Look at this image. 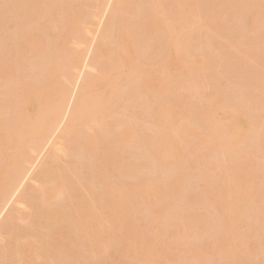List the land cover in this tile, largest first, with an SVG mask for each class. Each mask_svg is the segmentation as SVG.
Returning a JSON list of instances; mask_svg holds the SVG:
<instances>
[{
  "label": "bare ground",
  "instance_id": "6f19581e",
  "mask_svg": "<svg viewBox=\"0 0 264 264\" xmlns=\"http://www.w3.org/2000/svg\"><path fill=\"white\" fill-rule=\"evenodd\" d=\"M167 2V0H0V49H2L0 53L5 52L0 56V264H98L102 260L98 261L97 258L103 255L107 256L109 262H114L113 264H117L115 262L122 264L128 257L132 260L128 259L130 264H153L156 262H153L150 256L154 250H150V253L149 250L143 251L141 247L152 241L156 229H151H154V226L160 228L157 231L161 232L157 235L169 239L163 243L165 240L162 242L163 239L157 236L156 239L159 237L160 242L158 239L154 242L160 246L166 244L165 250L162 251L167 253L165 257L169 256L168 264H176L174 259L179 256H175V251L185 253L186 249L188 253L186 255L189 257L182 254L179 257L181 259L183 257L182 263L189 264L184 261L188 262L191 256L190 260L197 264L198 259L202 260L200 257L203 251L200 252V249H203L204 245L191 249L194 243L192 239L198 240L200 235L205 234L208 239L211 235L209 232L214 236L213 232L219 233L220 225L224 224V221L225 225L230 227L227 231L223 225L222 233L220 232L219 236L216 233L215 237L218 238L214 239L219 245L212 247L214 240L206 241L209 242L206 243L208 249L210 247L213 252L214 247L219 248L222 245L221 252L227 251L225 255L223 253L224 258L230 257V253L235 254L234 251L242 245L247 248L245 243L247 241L249 246L248 241L253 239L254 233L262 230L261 234H264V226H259L264 221V212L261 216L258 212L262 207L261 212L264 210V205L260 204L261 208H257L259 202L264 201L261 192L260 198L256 197L258 192L256 198L251 196L261 199L257 200L256 206L253 205L257 208V218L251 217L253 219L251 223L240 215L247 211L245 205L249 201L245 202V196L248 195L249 199L250 194L255 195L254 184L253 188L248 186L255 183L252 180L254 176L246 175L253 182L250 179L249 182L243 179L247 181L248 188L246 183H243L245 185L243 187L242 168L235 167L234 170L231 164L234 176L230 174L231 178L229 175L225 177L226 174L223 176L224 173H221V159L219 160L227 154L234 159L233 162L238 163L241 158V161H247L250 151L247 150L246 154V149L244 152L243 148L239 149V132L243 133L241 138H245L250 130L248 133H251L250 137H253L252 132L254 135L260 133L255 132L259 128L258 124L255 125L257 127L255 129L253 124L248 125L250 121L248 123L246 121L248 118L256 119L250 117L254 109L251 107L253 111L246 109L245 111L243 107L239 110V105L251 98L254 99L252 94L255 92L264 93V70L263 73H256L255 69L252 70L250 62L253 60V65L257 64L256 67L262 65L260 68L264 69V56L261 55L264 51L260 52L261 56L258 52L251 58L253 55L251 52L255 51L251 50L249 53L246 49L250 42L247 45L246 40L242 42L245 49H241V39L238 42V35L243 34L240 27L243 24L245 29L250 28L249 30L258 27L261 13H264V0H222L221 4L220 0H174L171 4ZM226 3L232 7L230 9L227 5L231 10V13L228 12L231 16L228 14L230 18L224 21L221 15L225 13L223 9ZM88 8L89 10L93 8V12L87 11ZM254 11L256 14L253 18L250 13ZM242 19L245 21L239 25ZM12 23L16 27L15 32L12 31L13 35L9 30ZM191 23H197L193 24V28L196 29L195 26L198 28L192 30ZM7 27L9 28L6 29ZM4 30H8L10 35L7 34L8 31L5 32L7 35H1ZM203 34L209 41H206V44L205 38L202 41L200 39L202 36L199 37ZM218 36H222L226 48L231 49L230 52L226 49L228 51L225 54L222 51L219 63L224 72L225 69L228 71L225 72L229 73L228 79L230 74L234 77L232 81L228 80L231 81L229 84L231 89H228L226 84L225 87L229 91L226 90L223 94H231L232 97L233 93V98L231 100L229 95L227 97L222 95L223 98L220 101L218 98L216 102L215 99L221 96L216 93L219 89L216 91L213 89L218 87L213 86L217 85V78L213 76V80L216 81L214 80L210 89L218 94L215 102H212L214 105L210 104L209 109H204L203 100L197 101L194 98L195 93H192L185 98L187 104L184 100L182 102L188 105L186 108L188 110L184 109L189 112V116L177 121V113L174 110L178 102L171 98L174 88L179 87L183 90L185 88L186 92L194 88L192 90H196L197 99L201 96L205 99L203 93L210 96V92L206 93L209 87H205L211 84L205 82L208 77L203 76L206 74L204 69L208 65H205L208 60L202 63V59L205 61V58H209L203 53L208 46L217 48L219 42L216 41L220 39ZM259 39L264 43L261 35ZM225 44L222 47H225ZM254 48L258 46L254 45ZM199 56L202 59L198 61L205 66L202 67L203 70L200 62L198 65L196 60ZM173 61L175 64L176 61L184 64L186 70L184 68L182 71L185 73L179 71L177 74L178 70L175 72L170 65ZM184 66L182 65V68ZM209 70L207 74L210 76ZM251 70L254 72L253 75L257 76L252 77L253 80L250 78L252 75L249 78L245 77L248 73L251 74ZM223 71L220 70L219 74ZM225 73L223 75L226 76ZM221 77L220 74L219 78ZM202 85L206 86L203 88ZM199 89L207 91L200 93ZM234 92L243 98L245 96V100L239 94H236L237 99L234 100ZM261 96H256V99ZM207 97L211 103L213 99ZM178 99L181 100L180 97ZM192 100L202 102L200 104L202 108L197 104L192 105ZM254 101L259 103L255 106L264 108L259 102L260 98ZM247 104V109H250L248 108L250 103ZM211 106L218 108L212 109ZM261 108L255 107V110H264ZM244 111L246 113L251 111L249 117ZM197 124L202 125V128H194ZM261 127L263 130L262 125ZM259 138L254 139L260 145L255 144L256 149L251 150L249 164L252 158L254 160L257 146L264 145V137L261 140ZM252 143L254 144V141ZM198 147L202 148L198 150ZM136 151H140L139 157L136 156L137 153L134 155ZM182 151L194 157L190 160L185 156L189 159V162L185 159L186 165L179 163L184 157L181 156ZM243 154L246 155L245 159ZM222 159L230 162L227 157ZM257 160H254V163ZM187 162L199 170L200 179L197 174L196 179L200 181L198 182L203 189L205 188L203 193L202 187L200 188L202 191L198 190L200 193L197 192L198 187L192 184L196 190L190 192L189 188L188 193L182 192L188 190L186 186L182 187L183 183L186 185L189 178H194L192 174H189V177L187 173L191 167ZM249 164L251 168L252 163ZM233 165L235 166V163ZM224 167L226 168L225 165ZM256 167L258 168L257 165ZM80 168L86 169L83 170L84 174L88 170L85 176L79 175ZM240 171L242 173H239ZM252 171L250 174L252 172L256 175L254 180L258 179V176L261 180L264 178L263 173L260 175L258 170L256 172L259 174H254V168ZM228 172L231 173L230 170ZM243 176L245 177V172ZM234 194L237 195L233 198ZM255 199L252 202H257ZM204 203L212 204L217 216L210 214L209 210L208 213L212 217L215 215L213 218L199 216L195 207L198 208V204L202 206L200 204ZM241 203H246L241 206L246 209L245 211L240 207ZM204 207H201V212H206V209H202ZM241 209L243 212L239 211ZM220 220L223 221L222 224ZM198 222H201L200 225L204 222L205 225L199 229ZM237 226L244 230L249 227L247 231L250 233L252 229L254 233L245 235V238L242 229L238 234ZM202 227L204 232H201L204 234L197 230H202ZM140 228L146 231L140 230L141 232L151 236L150 239L146 238L148 241L145 235L142 236L138 231ZM173 228L177 230L174 231ZM137 231L141 236L135 234ZM114 234L119 236L122 243H118L119 240L114 237L119 246L113 248ZM257 237H254L257 241L251 240V244L253 242L258 244L259 240L263 242V237L259 240ZM187 241L193 242L192 245L189 246ZM196 244L194 243V247H197ZM158 245L156 247L159 248ZM116 247L120 254L124 251L125 255L122 253L119 257ZM180 247L186 249L182 251L178 249ZM187 247H190V250ZM255 247L252 248L257 249ZM260 247L254 252H259ZM188 250H192V255ZM203 250L208 256L209 250L205 251V248ZM162 251L160 253H163ZM246 251L247 249L243 252ZM236 252L238 254V251ZM251 252L249 250L248 253ZM262 253L261 256L255 255L261 259L255 260L254 264L264 262ZM243 255L239 257L246 256ZM239 257L238 259L235 257L234 260L230 258L233 260L230 263L235 264ZM123 258L126 259L122 261ZM185 258L187 259L184 260ZM243 260L238 263L250 262L249 259L248 262Z\"/></svg>",
  "mask_w": 264,
  "mask_h": 264
},
{
  "label": "rangeland",
  "instance_id": "374dc122",
  "mask_svg": "<svg viewBox=\"0 0 264 264\" xmlns=\"http://www.w3.org/2000/svg\"><path fill=\"white\" fill-rule=\"evenodd\" d=\"M167 1L169 2V0H167ZM168 2H167V3H168ZM172 2H174V0H173ZM172 2L170 1L169 3L171 4ZM169 3H168V4H169ZM221 3H222V0H220V4H221ZM227 5L230 7V9H231V7H232V5L227 4V3H226V5H224L223 12H225V13H224L223 15H221V19L224 20V21H226L227 18L229 19L230 16H231V15L229 14V13H231V12H230L231 10L229 9V7H228ZM93 10H94L93 8H92V10H89V8L87 9V11H92V12H93ZM261 10H262V9H261ZM262 11H263V10H262ZM262 11H261V12H262ZM107 12H109V11H107ZM223 12H222V13H223ZM228 12H229V13H228ZM107 14H108V13H106V16H108ZM228 14H229L230 16H229ZM255 14H256L255 11H254V12H251V13H250V16H252V17L254 18L253 15H255ZM261 14H262V16L260 17V21H262V22L260 23V21H259V23L257 24L258 27H257V26L255 27V28H257L258 30L255 29V28H252L251 30H249L250 28H248V29L246 28V29H245V25H244V24H243L244 26L242 25V23H244L243 21H245V20H243V19H242V22H241V20L239 21V22H241V23H238L239 25L241 24V25L243 26V27L240 26V27L242 28V33H243V34H242V35H241V34L238 35V36H239V37H238V38H239V39H238V42H239L240 39H241L240 44H241L242 42H246V41H247V42H246V45H247L248 42H250L251 45L248 44L249 46H247L246 49L248 50L249 53H250L251 50L255 51V53L251 52V54H253V55L251 56V58L254 57V55H257L258 52H259V55H260V52H263V51H264V49H263L264 46L262 45L263 41H260V39H259V38H260V35H261V38L264 40V38H263V37H264V36H263V35H264V26H263V25H264V21H263V20H264V19H263V18H264V13H261ZM106 16H105V17H106ZM228 16H229V17H228ZM223 17H224V18H223ZM45 20H46V19H45ZM236 20L238 21V19H236ZM46 22H47V21H46ZM46 22H44V23H46ZM49 23H50V22H49ZM12 24H13V23H12ZM12 24H11V26H13V29H11V26H10V25H9L10 28H9V27L6 28V29L9 28V30H11V33H10L8 30H6V31L4 30V31L1 33V35H3V34L5 35V34L7 33V31H8V33H7L8 35H10V34L13 35V32H15V31H14V28H16V27H14L15 24H13V25H12ZM47 24H48V23H47ZM193 24H194V25H197V23H193ZM193 24L191 23V26H190V27L192 28V30L195 29V28H193V26H194ZM42 25H43V21H42ZM44 26H45V24H44ZM261 26H262V27H261ZM195 27H196V29L198 28L197 26H195ZM191 28H190V29H191ZM259 28H260V30H259ZM43 29H44V28H43ZM196 29H195V30H196ZM195 30H194V31H195ZM243 30H245V31H243ZM248 30H249V32H248ZM12 31H13V32H12ZM5 32H6V33H5ZM55 32H56V31H55ZM207 32H209V31H207ZM256 32H257V33H256ZM260 32H261V33H260ZM9 33H10V34H9ZM204 33H205V32H204ZM244 33H245V34H244ZM258 33H259V35H258ZM262 33H263V35H262ZM7 34H6V35H7ZM206 34H207V33H206ZM256 34H257V36H256ZM244 35H245L246 37H245ZM201 36H202V37H201ZM203 36H205V34L199 36V37H201V38H200L201 40H202V39L204 40V38L206 37V36H205V37H203ZM262 36H263V37H262ZM218 37H219L220 39H219V41H216L217 43L219 42L218 45H217V48L213 49V48H211V46H208L207 50L210 51V52H205V51H207V50H205V51L203 52V53L205 54V57H206V55L209 56L208 59L204 57V58L206 59V60L204 61V59H202L203 55H202V57L199 56L200 58H199V57H196V58H197V59H196L197 61H198V60L201 61V59H202V63H205V62H207V60H208V63H206L205 65L208 64L206 67H208L210 70H209L208 68L206 69V67L204 66V67H205L204 71L206 70L205 72H206V74H207V73H208V70H209V71H210V76H209V74L206 75L205 73H204L205 75L203 74V76H207V77H208L207 79L205 78V79L208 80V81H206L205 79H204V80H205V82H207L208 84H211V85L206 86V85H207V83H206V85H204V86H206L205 88L209 87V88H207L208 91H207L206 89H205V90L203 89L204 91H203V90H200L202 87L199 89V91H200V93L205 92V91H207L206 93L210 92V93H209L210 96H208V94L205 95V93H203V96H205V97H204L205 99H206V97L208 96L207 98H210V99H213V100L211 101V103H210V100H209V99H206V100H207V101H206L205 99L202 98V96H201L202 94L200 95L201 97H200L199 99H197V98H196V90H194V91L192 90V89H194V88H191V90H189V91L187 90V92H186L185 88H184L185 92H184V90H183L182 88H179V87L176 88V89L174 88V92H173L174 94L171 95V96H172L171 98H173L174 102H175V101L178 102V104H177V108L175 107L176 109L174 110V112L176 111V113L178 114V115L176 114V120L178 119L177 121L181 120L182 117H183V118H187V117L189 116V115H188L189 112L186 111V110H188V109H186V108H188V105H185L184 103L187 102V101L185 100V98H186L187 96H188V97L191 96L192 93H195V97H194V98H195L197 101L201 99V100H203L202 102H204V103H202V102L199 101L200 103H197V101H194V102H195V103H194V102H193L194 98H193V100L191 101L192 105H196V104H197V106H201L200 104L202 103L204 109H209L210 104H212V102H215V100H216V102H217L218 98H220V99H219V101H220L221 98H223L222 95L226 93V90L231 89V88L229 87V84H230V82L232 81V78H234V77H233V75H232V77H231V74H230V75H229V79H228V74H229V73H228V74L225 73V72H228V71H226V69H225V72H224V71H223L224 69L222 70V68H221V64L219 63V62H220L219 60H221L220 58H222V55H223L222 53H223V52H224V54L227 53L228 50H226V49H229V48H226L227 46H226V44H225L224 39H221L222 36H221V37L218 36ZM218 37H217V40H218ZM241 37H242V38H241ZM206 38H207V37H206ZM206 38H205V40H204V41H205V44H206V41H208V40H206ZM222 38H223V37H222ZM207 39H208V38H207ZM243 39H244V40H243ZM257 39H259V40H257ZM262 39H261V40H262ZM203 40H202V41H203ZM222 40H223V41H222ZM245 40H246V41H245ZM249 40H252V41H249ZM220 41H221V42H220ZM258 41H259V43H260V42H261V43H260V44L256 43V42H258ZM208 42H209V41H208ZM251 42H252V43H251ZM220 43H221V45H220ZM222 43L225 44V45H224L225 47H222V46H223ZM254 43H255V44H254ZM256 44H258V45H256ZM263 44H264V43H263ZM208 45H209V44H208ZM254 45H255V47L258 46V48L255 49V48H254ZM259 45H260V46H259ZM71 46H73V45L71 44ZM206 46H207V45H206ZM219 46H220V47H219ZM240 46H241L240 48L242 49V48H243L242 46H244V45L241 44ZM252 46H253V47H252ZM261 46H263V47H261ZM218 47H219L220 49H218ZM210 48H211L212 50H214V51H212ZM222 48H224L225 50H223ZM252 48H253V49H252ZM259 48H261V49H259ZM205 49H206V48H205ZM243 49H245V47H244ZM262 49H263V50H262ZM0 50H2V49H0ZM203 50H204V49H203ZM203 50H202V51H203ZM230 50H231V49H229V52H230ZM257 50H258V51H257ZM260 50H262V51H260ZM222 51H223V52H222ZM0 52H1V51H0ZM3 52H4V50L2 51V53H3ZM199 52H200V51H199ZM218 52H219V53H218ZM197 53H198V52H197ZM201 53H202V52H201ZM216 53H218V54H216ZM220 53H221V54H220ZM4 54H5V52H4ZM4 54H1V53H0V56H1V55H4ZM199 54H200V53H199ZM211 54H212V56H211ZM213 54H214L215 56H217V57L215 58V56H214ZM251 54H249V55H251ZM263 54H264V52L261 53L262 56H264ZM218 55H220V57H219ZM261 55H260V56H261ZM210 56H211V57H210ZM213 56H214V58H213ZM218 57H219V58H218ZM210 58H211L212 60H209ZM249 58H250V57H249ZM251 58H250V60H251ZM214 59H215L216 61H215ZM248 60H249V59H248ZM200 61H198V65H199V62H200ZM250 62H252V64L250 63V64L253 66V68H252V66H250V67L252 68V70L255 69V72H256V73H263L262 70H264V69H261V68H262V67H261L262 65H259V64H258L259 66L256 67L257 64H256V65H253V64H254V63H253V60H251ZM257 62L259 63V61H257ZM257 62H256V63H257ZM218 63H219V64H218ZM173 64H174V65H173ZM170 65H171L172 69L175 70V72L178 70L177 74H179V71H182V70L185 68L184 64H182V63L179 64L177 61H176V64H175L174 61H173V63L170 62ZM172 65H173V66H172ZM182 65L184 66L183 68H182ZM200 65H202V66H201V69H202L203 64H201V62H200ZM254 66H255L256 68H255ZM173 67H174L175 69H174ZM204 67H203V68H204ZM260 67H261V68H260ZM218 68H219V69H218ZM185 70H186V68H185ZM202 70H203V69H202ZM211 70L213 71V73H212ZM220 70L223 71V73H222V72L220 73L221 76H222L221 78H219V77H220V74H219ZM252 70H251V74L248 73L249 76H248V74H247L246 76H245V75H244V76L247 77V78H249L250 75H252L250 78H251V79H252V77L255 78L256 74H255V76H254V75H253L254 72H253ZM258 70L261 71V72H258ZM89 71H90V70H89ZM204 71H203V72H204ZM217 71H218V72H217ZM86 72H88V71H86ZM90 72H91V71H90ZM90 72H89V73H90ZM182 72H183V71H182ZM201 72H202V71H201ZM203 72H202V73H203ZM252 72H253V73H252ZM183 73H185V72H183ZM202 73H201V74H202ZM217 73L219 74L218 76H216ZM224 73L226 74V76L223 75ZM86 74H87V73H86ZM180 74H181V76H182V73H181V72H180ZM213 74H214V75H213ZM183 75H184V74H183ZM31 76H32V75H31ZM213 76L217 78V79H216L217 81L214 79V80L217 82V85H216V84H215V85L212 84V83L214 82V80H213L214 77H213ZM244 76H243V77H244ZM226 77H227V78H226ZM230 77H231V78H230ZM256 77H257V76H256ZM29 78H30V76H29ZM202 78H204V77H202ZM201 80H203V79H201ZM204 80H203V81H204ZM218 80H219L220 82H219ZM228 80H231V81L229 82ZM252 80H253V79H252ZM209 81H210V82H209ZM205 82H204V83H205ZM228 82H229V83H228ZM204 83L201 82V84H204ZM218 83H219V84H218ZM1 84H2V83H1ZM226 84H227L226 87H227V88L229 87L228 89L225 87ZM212 85H213V86H218V87H213V89H215V91H216V89H217V90L219 89L220 92H219V90H218L216 93H219V95H220L221 97H217V99H215L216 96H217L218 94L213 93L214 91H213L212 89H210V88L212 87ZM219 85H220L221 88L219 87ZM178 86H180V85H178ZM202 86H203V85H202ZM204 86H203V88H204ZM210 86H211V87H210ZM0 87H1V86H0ZM180 87H182V86H180ZM225 88H226V89H225ZM187 89H190V88H187ZM209 89H210V91H209ZM221 90H222V91H221ZM223 90H224V91H223ZM212 91H213V92H212ZM228 91H229V90H228ZM211 92H212V93H211ZM221 92H222V94H221ZM253 92H254V91H253ZM179 93H181V94H179ZM227 93H229V92H227ZM255 93H256V92H255ZM255 93L252 94L253 96L251 95L252 97H254V99L250 97L251 99L249 98L250 100H248V98H247L246 100H248V101L243 102L242 105H239V106H240L239 110H241V108H243V107H245L244 110L246 109L247 111H248V110H252V111H253V109H254L255 113H254V111H253L252 113H251V111H249V113H251V116H250L251 118H252V117H256V119H253V118H252V120H256V121L249 120V118H248V120H246V121H247V123H248V121H250L251 123L249 122L248 125H249V124H253L254 126H253V125H252V126H253L255 129H256L257 127H259L258 130L256 129V131H255V130H254V131H255V132L260 131V133H261V131L264 132V129L261 130V128H262L261 125H262L263 128H264V125H263V124H264V110L260 111V110H257V109H256V110H257V112H256L255 107H256V108H258V107H262V108H263V106H258V107L255 106V105H257L258 102H255L254 100H258V99L260 98V101H259V102L261 103V105H264V100L262 101V99H261V97L264 95V93H261V92H258V93H256V94H255ZM175 94H176V95H175ZM178 94H179V95H178ZM182 94H183V95H182ZM189 94H190V95H189ZM211 94H212V95L215 94L214 97H213ZM234 94H235V92H234ZM236 94L238 95L239 93L236 92ZM236 94H235V98H234V100L237 99V98H236ZM185 95H186V96H185ZM228 95H229V94H228ZM228 95L226 94V95H223V96L227 97ZM230 95H231V94H230ZM230 95H229L228 97H230ZM261 95H262V96H261ZM174 96H176V97L174 98ZM184 96H185V97H184ZM198 96H199V95H198ZM211 96H212V98H211ZM239 96H240V94H239ZM239 96H237V97H239ZM256 96H261V97H258V99H256V98H257ZM179 97L181 98L182 101H181L180 99H178ZM240 97H242V96H240ZM240 97H239L238 99H240ZM171 98H170V99H171ZM231 98H233V93H232V97H230V99H231ZM242 98H243V97H242ZM244 98H245V96H244ZM244 98H243V99H244ZM262 98H264V96H263ZM214 99H215V100H214ZM252 99H253V100H252ZM178 100H179V101H178ZM183 100H184V103H182ZM231 100H232V99H231ZM244 100H245V99H244ZM185 101H186V102H185ZM219 101H218V102H219ZM236 101H238V100H236ZM251 101H252V102H251ZM233 102H235V101H233ZM239 102H242V101H239ZM235 103H237V102H235ZM247 103H250V104H249L250 106H248V108L250 107V109H247V105H248ZM255 103H256V104H255ZM179 104H180V105H179ZM186 104H187V103H186ZM216 104H217V103H216ZM216 104H215V105H216ZM240 104H241V103H240ZM244 104H245V105H244ZM258 104H259V103H258ZM184 105H185V106H184ZM212 105H214V103H213ZM204 106H205V107H204ZM241 106H242V107H241ZM251 107H252L253 109H251ZM184 108H185L186 110H185ZM200 108H202V106H201ZM211 108H212V106H211ZM211 108H210V109H211ZM214 108L217 109L218 107H217V106H214L212 109H214ZM262 108H261V109H262ZM263 109H264V108H263ZM246 110H245V111H246ZM185 111H186V112H185ZM242 111H243V110H242ZM245 111H244V112H245ZM137 112H138V111H137ZM244 112H243V113H244ZM183 113H184L185 115H184ZM240 113H241V111H240ZM249 113H246V112H245L246 115H248ZM256 113H258L259 116H258ZM190 114H191V113H190ZM260 114H262V115H260ZM138 115H139V113H138ZM249 115H250V114H249ZM249 115H248L247 117H249ZM177 116H178V117H177ZM186 116H187V117H186ZM242 116H244V114H242ZM261 116H262V117H261ZM244 117H245V116H244ZM246 119H247V118H246ZM182 120H183V119H182ZM247 123H246V124H247ZM257 124H258V126L256 127L255 125H257ZM196 126H197V127H196ZM200 126H201V127H200ZM200 126H199V124H197V125H195V127H194V126H192V127H194V128H200V129H201V128H202V125H200ZM250 126H251V125H250ZM260 127H261V128H260ZM200 129H199V130H200ZM248 129H250V128H248ZM259 129H260V130H259ZM249 132H251V130H250ZM249 132H248V133H249ZM248 133H247V136H245V138H241V137H242V134H243L242 132H239V135H238V137H239V139H238V144L240 143V144H239V145H240V146H239V147H240L239 149H242V148H243L242 151L246 149V150H245V153L247 152V150L250 151V153H251V150H252V149H256L255 144H256V145H260V143L258 144L256 140H258L259 136H260V138H259L260 140H261L262 137H264V136H262V135H264V133H263V134L261 133L262 135H260V133L258 134V132H257V133H255L256 135H254L253 132H252V136H253V137H250V134H251V133H250V134H248ZM257 135H258V137H257ZM240 136H241V137H240ZM261 136H262V137H261ZM251 138H253V139H251ZM256 138H257V139H256ZM240 139H241V140H240ZM249 139H251V141H250ZM254 139H256V140H254ZM260 140H259V141H260ZM246 141H247V142H246ZM252 141H254V144L252 143ZM241 142H242V143L245 142V143L242 145ZM249 145H250V146H249ZM251 145H253V146L251 147ZM248 146L251 147V148H249ZM246 147H247V148H246ZM258 147L260 148L259 150H258ZM263 147H264V145L262 146V144H261V147H260V146H257V150H258V151L256 150L257 154H256V152H254L255 150L253 151V152L255 153V155H254V160H257V159H258L259 161L257 160V161H255V163H254V160H253V158H252L253 156L251 157V158H252V159H251V163H252L251 168H252V169L248 166V164H249V162H250V158H249V157L251 156L249 152H248L249 155H247L248 157L246 158L247 161H246V160L241 161V160H242L241 157H240V158H241L240 160L238 159L241 163L243 162L242 164L239 163V161H238V163L235 162V161L233 162L234 159L231 158V157H229L227 154L224 155V157L222 156V158H225V159H226V157H227V159L229 158L228 161H230V162H229L230 164H229L226 160H224V159H222V158L220 157V158H219V160L221 159L220 166L223 167V168L221 167V170H222L221 173H222V174L224 173L223 176H225V174H226L225 177H227L228 175L230 176V174H233L234 172H232V167H234V170H235V167L242 168L241 171L243 170V171H242L243 173H242L241 171H240L239 173H242V174H241V176L243 177L242 180H243V179H245V180L247 179L248 182H249V179H250V181H251V178H250L251 176H254V177L256 176V175H253V173H252V172H253V171H252L253 168H254V170H255L254 174H256V173L259 174V172H260V175H262L261 173H263V175H264V168H262V166H264V163H263V162H264V160H263V159H264V157H263V156H264V150H263L264 148H263ZM200 148H202V147H198V150H200ZM262 148H263V149H262ZM249 149H250V150H249ZM242 151H241V153H242ZM261 151H262V152H261ZM243 152H244V151H243ZM259 152H260V153H259ZM136 153H137V155H136ZM138 153H140V151H136L134 155H136L137 157H139L140 154H139V156H138ZM246 154H247V153H246ZM190 155H191V156H190ZM243 155H245V154H243ZM257 155H258V156H257ZM259 155H260V156H259ZM181 156H182V157L184 156V157H183L184 159L181 157L182 159H180V161H181V160H182V161L179 162L180 164H184V162L186 163L185 159L189 162V159H187V158H190V160H191V158L193 157L192 154H188V152H186V151H185V152L182 151ZM185 156H186L187 158H186ZM189 156H190V157H189ZM241 156H242V154H241ZM245 157H246V155L244 156V159H245ZM193 158H194V157H193ZM261 158H262V159H261ZM232 159H233V160H232ZM260 159H261L263 162H261ZM74 160H75V159H74ZM183 160H184V161H183ZM252 160H253V161H252ZM188 162H187V163H188ZM223 162H224V163H223ZM226 162H227V164H229V166H227ZM244 162H245V164H244ZM179 163H178L177 165H179ZM222 163H223V164H222ZM233 163H235V166L233 165ZM251 163H250V164H251ZM231 164H232V167H230ZM239 164H240V167H239ZM250 164H249V165H250ZM255 164L258 166V168L256 167ZM184 165H186V164H184ZM188 165H189V167L191 166L190 163H188ZM224 165L226 166V168L224 167ZM244 165H245V167H244ZM246 165H247V166H246ZM254 166H255V167H254ZM260 166H261V167H260ZM189 167H188V168H189ZM227 167H229V169H228ZM246 168H247V169H246ZM259 168H260L261 170H260ZM189 169H190V170H189ZM189 169L187 170L188 175H189V174H192L193 176H192V175H191V176L194 177L195 179H196V174H197V177L200 176V175L198 174L199 170H198L196 167L193 168V167L191 166ZM193 169H194V170H193ZM195 169H196V170H195ZM249 169H250V170H249ZM83 170L85 171L86 169H85V168H84V169H81V168H80L79 173H80V171H81V173L83 174V175H82V174L80 173V174H79L80 176H85V175L87 174V172H88V170H87V172H85L86 174H84ZM226 170H227V171H226ZM229 170L231 171V173L228 172ZM256 170H258V171L260 170V171H259V172H256ZM262 170H263V172H261ZM188 171H189L190 173H189ZM223 171H226V172H223ZM236 171H237V170H236ZM238 171H239V170H238ZM238 171H237V172H238ZM250 171H252L251 174H250ZM219 172H220V171H219ZM237 172H235L236 175H238ZM244 172H245V177L243 176ZM246 172H247V173H246ZM258 174H257V175H258ZM246 175H249L250 177H249V176L247 177ZM231 176H232V175H231ZM231 176H230V178H231ZM233 176H234V174H233ZM189 177H190V175H189ZM254 177H252V178H253L252 180L255 181V183H254L253 181H251V182H253V183H251L252 186H250V184H248V186L251 187V188H253V184H254V188H253V190H255V195H251V194H250V198H249V199H248V197H249L248 195H247L248 197L245 196L246 199H247V200L245 199V202L247 203V202L249 201V202L247 203L248 205H247L246 203H245L246 205L243 204V203L240 204V207L243 206V205H245L247 211L244 212V215H243L242 213L240 214V212H239V214L241 215V217L244 216L243 218H245L246 220H249L248 222H251V221H253V219H256V218H257V217H256V215H258V214H256L257 208H258V207H259V209L261 208L260 204H261V205H262V204L264 205V201H261V202H263V203L259 202L257 208L255 207L256 204L258 203L257 200H259V201L261 200V199H255L256 197L258 198V196H259V198H260V193H259V192L262 193L261 196H263V199H264V192H263V191H264V184H263V182H264L263 179H264V178L261 180V177L258 176V177H257L258 179L254 180V179L256 178V177H255V178H254ZM259 177H260V178H259ZM194 178H193V179H192V178H189V179L191 180V182H190V180L188 181V180L186 179V180H187V181H186V185H184L185 182L183 183V186H182V187L184 188V186H186V188H188V190L185 189L186 192H185V191H182V192H184V194L188 193L189 188H191V189H190V192H191V191L193 192V189H194V190L197 189L196 187H198L197 192H200V191H202V190H203L202 193L204 192L205 188L203 189V186H201V185L199 184L200 181L197 180V179H196V180H197V181H196V180H194ZM228 178H229V177H228ZM199 179H200V177H199ZM193 180H194V181H193ZM198 181H199V182H198ZM262 181H263V182H262ZM29 182H30V181H29ZM29 182H28V184H29ZM256 182H257V183H256ZM259 182H260L262 185H261ZM30 183H31V182H30ZM195 183H197V184H195ZM243 183H246L245 185H246V187L248 188V186H247V181L245 182V181L243 180L242 185H244ZM191 184H192V185H195L196 187H195V186H192ZM245 185H244L243 187H245ZM187 186H188V187H187ZM192 187H193V188H192ZM201 187H202V188H201ZM261 187H262V188H261ZM183 188H182V189H183ZM200 188H201L202 190H201ZM260 188H261V189H260ZM258 189H260V191H258ZM198 190H200V191H198ZM251 190H252V189H250V191H251ZM253 190H252V191H253ZM261 190H262V191H261ZM242 191H244V190H242ZM257 192H258V193H257ZM200 193H201V192H200ZM256 193L258 194L257 196H256ZM252 194H254V192H253ZM235 195H237V194L232 195V197L235 196ZM242 195H243V192H242V194H241V197L244 196V195H243V196H242ZM230 196H231V195H229L228 197L230 198ZM251 196H254V197L256 196V197L254 198V197H251ZM245 197H244V198H245ZM233 198H234V197H233ZM244 198H243V199H244ZM252 198H253V199H252ZM231 199H232V198H231ZM254 199H255V201H257V202H252V201H254ZM229 200H230V199H229ZM232 200H234V199H232ZM210 203H211V202H210ZM254 203H255V204H254ZM205 204H208V203L200 204V205H202L203 207L205 206L204 208H202L203 210L206 209L205 211H206L207 213H208V210H209L210 214H215V213H216V211L213 210V205H212V204H209V205H205ZM242 204H243V205H242ZM249 205L252 206L253 208L255 207L256 210H254L255 208L252 209V207H250ZM253 205H255V206H253ZM202 206H199V204H198V206H197L198 208L195 207V209H198V210L200 211V212H199V211L197 210L196 213L199 214V216H201V217H202V216H205V217L207 216V218H209V216L212 217V215H210L209 213H208V214H209V215H208L206 212H201V207H202ZM207 206H208V207H207ZM209 206H210V207H209ZM211 206H212V208H211ZM199 207H200V209H199ZM241 208H242L244 211L246 210V209H244V207H241ZM262 208H263V207H262ZM262 208H261V209H262ZM211 209H212L213 212L211 211ZM242 209L239 210V211L243 212ZM261 209H260V211L258 210V212H260V216H261V214L264 212V210H262V212H261ZM253 210H254V213H255V214L253 213ZM250 211H252V212H250ZM194 213H195V212H194ZM203 213H204V214H203ZM205 213H206V214H205ZM249 213H250V215H249ZM251 213H252V214H251ZM197 214H196V215H197ZM253 214H254V215H253ZM215 215L217 216V214H215ZM215 215H213V217H214ZM240 215H239V216H240ZM251 215H252V216H251ZM262 215H263V214H262ZM205 217H203V218L205 219ZM213 217H212V218H213ZM251 217H252L253 219H252ZM263 217H264V215H263ZM220 218L222 219V217H220ZM250 218H251L252 220H250ZM199 219H200V218H199ZM199 219H198V221H200ZM201 219H202V218H201ZM218 219H219V218H218ZM206 220H207V219H206ZM263 220H264V218H263ZM202 221H203V220H202ZM207 221H208V220H207ZM207 221H206V222H207ZM220 221H221V220H220ZM204 222H205V221H204ZM204 222H203V225H200L201 222H200V223L198 222V224H199V226H198L199 229L201 228L200 226H204V225H205ZM206 222H205V223H206ZM222 222H223V221H221V223H220V222H219V223L222 224ZM227 223L229 224V222H227ZM227 223H226V224H227ZM251 223H252V222H251ZM262 223H263V224H262ZM122 225H123V224H122ZM223 225L226 227L225 230H227V231L229 230L228 228L230 227V226H228V225H225V221H224V224L220 225V230H218V231H220L221 233H222L221 229L224 228ZM222 226H223V227H222ZM227 226H228V227H227ZM259 226H264V221L261 222V223L259 224ZM156 227H157V226H156ZM156 227L154 226V229H153V228H152V229L150 228L151 230H155V229H156V230L154 231V232H155L154 234L152 233L153 231H151V233H152L153 235H155V236H153L152 238H151V236L147 235L146 233H143V232H146V231H144L145 229H141V228L138 229V231H140V230L143 231V232L140 231V232L142 233V234H141V233H140V234H141L142 236H143V234H144V235H145V239H146V238L148 239V237H149V239H150V238L152 239V241L150 240L151 242H150V241L147 242V244L144 245L145 247L143 246V247H141V249L143 248V251H145V250H146V251L149 250L148 252H150V253H151L152 250H154V251H152L153 253H151V256H150V257H152V260H154L153 262H156L157 264H160V263H162V264H168V263H170V262L168 261L169 256H168V258L165 257V256L167 255V253H165V251H164V252L162 251V250H165L166 246H164V245H166V244L160 246V245H158L159 243H157V242L154 243V242H155L159 237H160L159 239H161V240L163 239L162 242L165 240L163 243H165L166 240L169 241V239H167V238H161V235H157V234H160L161 231H160V232L157 231V230L160 229V228L158 227V229H157ZM237 227H238V226H237ZM237 227H236V228H237ZM238 228H239V229H238V234H239V232H240V233L242 232V231H241L242 228H241L240 226H239ZM245 228H246V227H245ZM247 228H249V227H247ZM247 228H246L245 230L242 229L243 232H245V233H243V235H244L245 238H246L245 235H247V234H249V235L251 234V235H252V233H254V232H252V231H253L252 229L250 230L251 232L249 233V231H247ZM173 229H174V228H173ZM178 229H179V227H178ZM199 229H197L198 232H200L201 234H204V233L201 232V231L204 232L203 227H202V230L199 231ZM218 229H219V228H218ZM249 229H250V228H249ZM249 229H248V230H249ZM175 230H177V228L174 229V231H175ZM197 230H196V231H197ZM138 231H137V233H135V234H137L138 236H141V235L138 233ZM149 231H150V230H149ZM149 231H148V232H149ZM196 231H195V232H196ZM256 231H257V230H256ZM256 231H255V232H256ZM148 232H147V233H148ZM198 232H197V233H198ZM220 232H219V233H218L217 231L213 232V233H214V236L212 235L211 232H209V234H211V235L208 234V235H209L208 239H207V237H205L206 234H205V236H204V235H202V236L200 235L201 238L199 237V239H198V237H197V239H198L199 241H198V240H195V238H193V239L191 238L195 244L197 243V244H196L197 247H194L195 245H194L193 242H192L193 245H192V243H190V242H188V241H187V242H188V244H190L189 246L192 245V246H191V249H193V248H198V247L201 248V245H204V246H202V247L205 248V251H206V249H207V251H208V250L210 249V247H209V249H208V246L206 245V243L209 244V242H206V241L208 240V241L211 242L212 240H214V241L212 242V243H214V245L212 244V247L215 246V245H219L218 242L215 243V239H214V237H215L217 234H218V236H219ZM247 232H248V233H247ZM258 232H259V233H258ZM258 232H256V233H258L257 235H256V233H254L253 239H251V240L257 241L256 238L254 239V237H255V236L257 237L258 235H260V234L262 233V230H261V232H260V230H259ZM216 233H217V234H216ZM148 234H149V233H148ZM183 234H184V233H183ZM193 234H194V233H193ZM224 234H225V233H224ZM195 235H197V234L195 233ZM195 235H194V236H195ZM208 235H207V236H208ZM157 236H159V237L156 239ZM197 236H198V235H197ZM203 236H204L205 238H204ZM240 236H241V234H240ZM114 237L117 238V241L119 240L118 243L121 242V239L119 238V236L114 234V236H113V238H112V240L114 241V243H113V244H114V245H113V248H114L115 246H119V244L117 243V241L115 240ZM241 237H242V236H241ZM262 237H263V240H262V239H261V240H262L263 242H260L259 239L262 238ZM202 238H203V240H202ZM209 238H210V239H209ZM211 238H213V239H211ZM215 238H218V237H215ZM257 238H258V240H259V241H258V244H259V245H258L256 242H255V244H257L258 247H257V245L254 244L253 241H252L253 243L251 244V240L248 241V242H249V246H251V247H249V246H248V243H247V241H246L245 244H247V248H246V246H243V245H242L241 248H238L239 250L236 249V251H238V254H237L236 251L233 250V251L235 252V254L230 253L231 256L229 255L230 257L226 256L225 258H224V255L226 254L227 251H224V252L222 251V252H221V249H222L221 247H222V245H220L221 247L219 246V248H218V247H214V248H215V251H214V252H213V250L210 249L209 252H208V254H209L208 256L206 255L207 252H204V250H203L204 248H203V249L201 248V249H200V252H201V251H203V252H201V257H200V259H202V260H199V259H198V261H199V263H202V264H205L206 262L208 263L210 260H211V262H209L208 264H218V263H219V264H222V262H224V264H231V263L233 262V260H234L235 257H237V259H238L239 256L242 257V255H243L242 252L245 251V250L247 249V251H246L247 253H246V252H245V253L243 252L244 255H246V256L243 255L244 258L239 257L238 262H239V261L242 262L243 259H244L243 261L248 262L247 259H249L250 262H248V264H254V261H255V260H256V261H257V260L259 261V259H261L260 257H258V256L256 257L255 255H259V256H261L260 254L263 252V253H262V254H263L262 256L264 257V234H261V235L258 236ZM147 239H146V240H147ZM153 239H154V240H153ZM159 239H158V240H159ZM191 239H190V240H191ZM241 239H243V238H241ZM184 240H185V239H184ZM192 240H191V241H192ZM200 240H201V241H200ZM204 240H205V241H204ZM248 240H249V239H248ZM147 241H148V240H147ZM158 242H160V240H159ZM170 242H171V241H170ZM170 242H169V243H170ZM203 242H204V243H203ZM243 242H244V241H243ZM115 243H116L117 245H115ZM121 243H122V242H121ZM149 243H150L151 246L149 245ZM167 243H168V242H167ZM184 243H186V242L184 241ZM198 243H199V244H198ZM262 243H263V245H262ZM155 244H157V245L159 246L160 249H159L158 247H156L157 245H155ZM160 244H162V243H160ZM186 244H187V243H186ZM242 244H244V243H242ZM253 244H254V246H252ZM120 246H121V244H120ZM152 246H154V247H152ZM206 246H207V248H206ZM210 246H211V243H210ZM255 246L257 247V249H253V248H252V247H255ZM260 246H261V247H260ZM262 246H263V247H262ZM163 247H164V248H163ZM212 247H211V248H212ZM256 247H255V248H256ZM259 247L261 248V250L259 249V252L256 251L257 253L254 252L255 250H258ZM161 248H162V249H161ZM187 248L190 250V247H187ZM217 248H218L220 251H219ZM220 248H221V249H220ZM245 248H246V249H245ZM249 248H250V249H249ZM251 248H252V249H251ZM262 248H263V249H262ZM116 249H117V250H116ZM116 249H114V250H116L117 255H118V253H119V257H120V256L122 255V253H124V251H121V254H120V251L118 250V247H116ZM155 249H156V250H155ZM178 249H181V247L178 248ZM182 249H184V247H182ZM182 249H181V250H182ZM185 249H186V248H185ZM185 249H184V250H185ZM216 249H217L218 251H217ZM241 249H242V250H241ZM248 249L250 250V252L252 251V252H251L252 254H251V253H248V252H249ZM150 250H151V251H150ZM159 250H160V251H159ZM189 250H188V251H189ZM222 250H223V249H222ZM157 251H159V252L157 253ZM161 251H162L163 253H160ZM182 251H183V250H182ZM186 251H187V249H186ZM186 251H185V253H183V252H182V253H179L180 251H179V252H178V251H177V252L175 251V254H176L175 256H179V257H181L182 254H183L184 256L187 257L188 255H186V253H187ZM191 251H192V250H191ZM191 251H189V253H191ZM216 251H217V253L215 254ZM233 251H232V252H233ZM148 252H147V254H148ZM154 252H156V254H155ZM169 252H170V250H169ZM169 252H168V253H169ZM211 252H212V254H213V253H214V254L212 255ZM220 252H221V253H220ZM234 252H233V253H234ZM177 253H178V254H177ZM218 253H219V254H218ZM223 253H224V255H223ZM240 253H241V255H239ZM253 253H254V254H253ZM154 254L156 255V256H155V259L153 258V257H154ZM159 254H160V255H159ZM187 254H188V253H187ZM210 254H211V255H210ZM220 254H222V255L220 256ZM124 255H125V253H124ZM130 255H131V254H130ZM148 255H149V254H148ZM148 255H146V256H148ZM191 255H192V253H191ZM203 255H204L205 257H204ZM218 255H219V256H218ZM233 255H234V256H233ZM247 255H248V256H247ZM249 255H250V256H249ZM157 256H160V257H158L159 259L157 258ZM161 256L164 258V260H163V258H162ZM202 256H203V257H202ZM206 256H207L208 258H207ZM209 256H210L211 258H210ZM122 257H124V256H122ZM125 257H126V256H125ZM179 257H178V258H179ZM188 257H189V256H188ZM188 257H187V258H188ZM217 257H218V258H217ZM227 257H228V258H227ZM245 257H246V258H245ZM249 257H251V258H249ZM263 257H262V258H263ZM165 258H167V259H165ZM178 258H176V259H178ZM187 258H185L184 260H186ZM203 258H206L207 260L205 259V260H206V261H205ZM209 258H210V260H209ZM230 258H232L233 260L230 259ZM256 258H257V259H256ZM125 259H126V258H123L122 261L125 260ZM128 259H129V261H132V260L128 257L127 260L123 261V263L125 262L124 264H130V262L128 261ZM157 259H158V260H157ZM176 259H174L175 262H176V264H185V263H182V261H183V260H182L183 257H182V259L179 258L178 261H177ZM190 259H191V256H190ZM190 259H189V261H191V263H190L189 261H188V262H187V261H184V262L189 263V264H193L194 262H192V260H190ZM212 259H213V260H212ZM222 259H223V260H222ZM224 259H225V260H224ZM237 259H236V260H237ZM240 259H242V260H240ZM97 260H98V261H99V260H102V261H99L98 264H100V263H102V264H106V261H108L109 259L107 260V256H104V255H103V257H102V256H99V258H97ZM97 260H95V263H96ZM103 260H104L105 262H104ZM119 260H120V259H119ZM169 260H170V259H169ZM179 260H180V261H179ZM214 260H216V261H214ZM221 260H222V261H221ZM226 260H227V262H226ZM231 260H232V261H231ZM236 260H235V261H236ZM262 260L264 261V259H262ZM163 261H165L166 263H165V262L163 263ZM170 261H171V260H170ZM228 261H229V262H228ZM128 262H129V263H128ZM203 262H205V263H203ZM225 262H226V263H225ZM230 262H231V263H230ZM238 262L236 261V263H238ZM113 263H114V262H111V261L109 262V261H108V264H113ZM115 263L119 264L118 262H115ZM120 263H122V262L120 261ZM123 263H122V264H123ZM156 263H153V264H156ZM196 263L199 264L198 262H196ZM236 263H235V264H236ZM263 263H264V262H263ZM263 263H262V264H263ZM96 264H97V263H96ZM233 264H234V263H233ZM238 264H240V263H238ZM255 264H256V263H255Z\"/></svg>",
  "mask_w": 264,
  "mask_h": 264
}]
</instances>
